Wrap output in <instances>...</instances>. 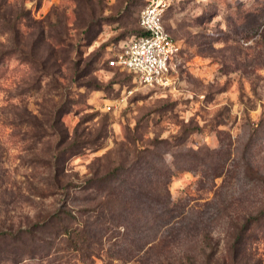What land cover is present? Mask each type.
Returning a JSON list of instances; mask_svg holds the SVG:
<instances>
[{
    "label": "rangeland",
    "instance_id": "obj_1",
    "mask_svg": "<svg viewBox=\"0 0 264 264\" xmlns=\"http://www.w3.org/2000/svg\"><path fill=\"white\" fill-rule=\"evenodd\" d=\"M143 7L0 0V264H264V0H175L161 86L108 62Z\"/></svg>",
    "mask_w": 264,
    "mask_h": 264
},
{
    "label": "built area",
    "instance_id": "obj_2",
    "mask_svg": "<svg viewBox=\"0 0 264 264\" xmlns=\"http://www.w3.org/2000/svg\"><path fill=\"white\" fill-rule=\"evenodd\" d=\"M175 0H144L139 24L146 34L136 36L113 55L109 65L126 70L141 84L165 85L178 42L167 30L164 18Z\"/></svg>",
    "mask_w": 264,
    "mask_h": 264
},
{
    "label": "trees",
    "instance_id": "obj_3",
    "mask_svg": "<svg viewBox=\"0 0 264 264\" xmlns=\"http://www.w3.org/2000/svg\"><path fill=\"white\" fill-rule=\"evenodd\" d=\"M164 23H165V18H164ZM139 27H140L139 28V34L137 36H141V35L146 34L145 30L140 26V24H139ZM117 68H119V67H117ZM119 169H120L119 167L115 168L114 170H112L111 172L108 173L107 177H105L104 179H101V181L108 178V187H109L111 185V180L113 179L114 176H117V172ZM108 193L111 194L113 192L109 191ZM164 206L165 205L163 204V210H164ZM61 212H62V214H61ZM263 212L264 211L260 212L258 215L257 214L251 215L246 219L244 225H242L240 227L239 232L236 235V238H237L236 241H238V239L240 237V232H244L245 230H247V228H251V226H253V224H255L259 220V218L263 214ZM66 215L73 216L72 213H70V212L58 210L57 212H55L51 215H48L44 222H45V224L49 223L51 225V224H54L53 222H56L54 220H59L58 224L61 226L63 233L66 235L65 236L66 241L70 247H72L76 250H79V249H83V247H85V246H89L91 244V240L93 241V239L90 240L89 231H87V230L82 231L79 228L69 227L66 223V217H67ZM54 225L56 226L57 224H54ZM209 257H210V255L207 257L206 264H221L217 261L212 263L210 261V259H208Z\"/></svg>",
    "mask_w": 264,
    "mask_h": 264
}]
</instances>
